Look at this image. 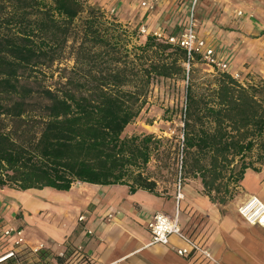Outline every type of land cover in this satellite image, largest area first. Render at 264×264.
Here are the masks:
<instances>
[{
    "label": "trees",
    "instance_id": "1",
    "mask_svg": "<svg viewBox=\"0 0 264 264\" xmlns=\"http://www.w3.org/2000/svg\"><path fill=\"white\" fill-rule=\"evenodd\" d=\"M137 35L88 0H0V189L86 182L156 192L167 167L200 180L224 209L247 170L264 168V81L245 86L228 71L195 77L199 55ZM170 79L189 82L180 133L124 135L155 83ZM75 247L65 242L62 256L43 248L21 264L79 263Z\"/></svg>",
    "mask_w": 264,
    "mask_h": 264
},
{
    "label": "crops",
    "instance_id": "2",
    "mask_svg": "<svg viewBox=\"0 0 264 264\" xmlns=\"http://www.w3.org/2000/svg\"><path fill=\"white\" fill-rule=\"evenodd\" d=\"M176 1L171 0L159 11L163 12L167 9L168 13V9L173 5L176 9L179 6ZM245 1L246 4L256 9L259 16L261 13L260 0ZM252 24L246 22V28L264 31V17H261L257 25ZM201 33L220 55H224L229 60L232 69L233 61L231 64V60L234 57L231 55L232 51L223 54L220 49L224 43H217L219 38H222L220 37L222 33L217 39H214V36L212 39L207 37L202 28ZM237 33L241 37L246 36L242 31ZM261 78L264 79V76L261 75ZM239 81L245 86L256 84L251 80ZM249 175H254L259 180V187L255 190L256 193L248 195H257L264 201V168L259 172L247 170L245 180L243 179L242 186L239 188L246 198L248 195L243 184ZM48 188L26 191L12 188L0 189V199H5L1 195L7 194H14L18 199H22L31 191L37 193L38 201L34 202L35 198L30 199V202L27 201L28 210L20 204L16 211L10 210L8 214L7 209L4 211L5 217L13 224H22L16 218L20 211L23 212L24 219L26 215H29V218L27 217L29 223H33L34 220V224L23 222L26 238L32 245L43 242L47 247L58 251L63 250L64 242L74 246L81 245L87 256L92 258L96 264H208L181 256L169 245L151 244L152 236L148 223L152 215L157 211L175 214L178 206L184 230L194 238L205 242L220 264H264V227L249 224L240 214L229 209L230 204L221 209V206L211 202L203 194L200 180L186 183L183 186L184 197L179 203L176 193L160 192L159 185L156 192L138 189L134 193L126 184L100 185L77 182L69 191L49 188L52 189L50 191L64 194L67 197L69 201L65 205L46 201L40 197V192ZM5 203L7 202H2L1 205ZM48 207L53 213H58L53 223L39 217L41 211ZM110 213L114 214L111 220L108 219ZM81 215L86 216V222L78 221ZM73 217H76L74 221L71 220ZM36 225L40 227L34 230L33 227ZM85 228H90L93 233L87 234ZM171 240L176 245H183V242L175 237Z\"/></svg>",
    "mask_w": 264,
    "mask_h": 264
},
{
    "label": "rangeland",
    "instance_id": "3",
    "mask_svg": "<svg viewBox=\"0 0 264 264\" xmlns=\"http://www.w3.org/2000/svg\"><path fill=\"white\" fill-rule=\"evenodd\" d=\"M89 3L97 4L107 12L109 15H114L122 23L131 27L132 30H138V35L136 36L137 43H143L146 36L139 32V29L144 26L149 29L154 28H165L166 30H172L174 23L179 21V17L182 15L179 12V6H170L168 9L158 11L149 17L143 16L144 11L139 7L137 0H88ZM188 0H185L187 3ZM259 9L261 11L258 16L255 8H252L245 0H200L197 5V16L202 28V31L210 39L213 38L218 40V44L223 42L224 45L221 47V52L223 54L232 51L231 55L234 57L233 61V73H239V80L246 82L251 80L256 84H261L264 81L261 75L264 76V31L246 28V22L252 25H257L260 22L261 17H264V0H260ZM242 8L245 12V16H236L237 9ZM263 8V10H262ZM114 10L113 13H111ZM244 32L245 37H241L237 32ZM225 34L227 36H225ZM224 35V36H223ZM228 43V44H227ZM196 69L195 77H202L206 74L212 73L210 67L204 64L202 61L194 65ZM253 71V72H251ZM256 77V80L254 78ZM187 93V85L184 80H160L156 82L152 92L149 95L148 103L142 110L140 115L131 123L125 130L124 135H133L135 133H155L165 139H172L174 135L180 133V128L183 126L182 119L180 117L181 109L184 107L185 98ZM174 107V112L170 111L165 114V109L167 107ZM173 112V113H172ZM175 143V142H174ZM172 143V145H174ZM165 146L171 145V143H164ZM157 165L160 162L153 159L150 163V170L157 171ZM176 167L179 169V162ZM172 169L167 167L161 169V174L157 176L159 191L173 192L177 193V182L178 177L172 175ZM179 174V173H178ZM245 180V179H244ZM195 181V179L190 181H183V186L187 183ZM244 189L249 193H256L255 190L259 187V180L254 175H249L246 181H244ZM52 189H45L40 192V197L46 201H51L59 204H66L69 200L64 194H57L56 192L50 191ZM40 191V190H38ZM24 198L18 199L14 194L1 195L5 199H0V204L2 202H7L9 205L7 209V214L10 210H18L20 204L27 208L28 202L32 198H35L34 202L38 201L36 198L37 193L29 192ZM239 190L237 197L231 202L229 209L238 213L240 205L247 199L241 194ZM249 196V195H248ZM245 197V198H244ZM28 201V202H27ZM32 202V206H34ZM64 213V212H63ZM66 213V212H65ZM19 214V215H18ZM29 214V212H28ZM39 215L40 218L46 219L47 222L53 223L57 219L58 213L48 207L46 210L41 211ZM70 214V213H69ZM33 216V214H30ZM23 215L20 211L17 213L16 218L22 223H29L27 217ZM70 217V215L68 216ZM29 218V217H28ZM35 219V217H34ZM76 217L71 220L74 221ZM69 223L71 224L70 219ZM40 227V226H39ZM37 225L33 227L34 230L39 229ZM65 243V242H64ZM63 243V245H64Z\"/></svg>",
    "mask_w": 264,
    "mask_h": 264
},
{
    "label": "built area",
    "instance_id": "4",
    "mask_svg": "<svg viewBox=\"0 0 264 264\" xmlns=\"http://www.w3.org/2000/svg\"><path fill=\"white\" fill-rule=\"evenodd\" d=\"M170 1L171 0H137L139 7L144 11V16L147 15L148 17L158 12L159 9L164 7L165 4H169ZM199 1L200 0H188L187 3L185 0L176 1L179 5L178 10L182 15L179 17V21L172 30L169 31L160 27L149 29L142 26L139 32L145 36L151 35L161 42L180 45L188 51V55L192 59H194L195 55H199L201 61L210 67L211 72L228 71L234 78L239 80V73L231 72L229 60H227L224 55H220L216 48L210 45L205 36L201 33V25L197 16V5ZM113 12L114 10L111 13ZM243 15L244 11L242 9L236 10V16L242 17ZM185 83L188 86V79L185 80ZM186 103L187 98H185L184 105H186ZM181 168L182 162L180 161V170ZM182 188L183 180L180 175L177 182L176 193L178 203L180 199L184 197ZM8 207L9 205L7 203L4 205L0 204V263L15 258L17 264H21L27 258L37 255L41 249L48 247L43 242L32 245L26 238L24 224H13L5 217L4 211L8 209ZM238 212L249 224L264 227V201L257 195L248 196L242 205H240ZM113 217V213L108 215L109 220L113 219ZM78 221L80 223L86 222V216L81 215ZM148 229L152 236L151 244L169 245L179 255L199 260L202 263L220 264L205 242L194 238L184 230L181 225L180 209L178 206L175 214H169L163 211L154 213L149 220ZM85 230L87 234L93 233L90 228H85ZM172 237L182 241L183 245L172 243ZM63 253V251H59L61 256ZM74 253V261L79 260V263L73 264H96L92 258L87 256L81 245H76ZM17 254L23 255L19 258Z\"/></svg>",
    "mask_w": 264,
    "mask_h": 264
}]
</instances>
